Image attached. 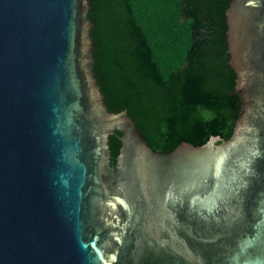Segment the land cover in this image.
I'll list each match as a JSON object with an SVG mask.
<instances>
[{
  "label": "water",
  "instance_id": "obj_1",
  "mask_svg": "<svg viewBox=\"0 0 264 264\" xmlns=\"http://www.w3.org/2000/svg\"><path fill=\"white\" fill-rule=\"evenodd\" d=\"M87 9L0 0V264H264V0L226 9L231 135L167 152L106 109Z\"/></svg>",
  "mask_w": 264,
  "mask_h": 264
},
{
  "label": "trees",
  "instance_id": "obj_2",
  "mask_svg": "<svg viewBox=\"0 0 264 264\" xmlns=\"http://www.w3.org/2000/svg\"><path fill=\"white\" fill-rule=\"evenodd\" d=\"M230 1L87 0L104 105L126 109L154 150L231 135L241 99L226 36ZM119 134L107 136L111 165Z\"/></svg>",
  "mask_w": 264,
  "mask_h": 264
}]
</instances>
